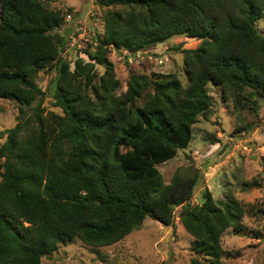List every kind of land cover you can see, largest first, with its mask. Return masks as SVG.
Instances as JSON below:
<instances>
[{
	"label": "trees",
	"instance_id": "obj_1",
	"mask_svg": "<svg viewBox=\"0 0 264 264\" xmlns=\"http://www.w3.org/2000/svg\"><path fill=\"white\" fill-rule=\"evenodd\" d=\"M99 4L108 9L105 33L87 55L111 79L103 78L96 105L81 84L93 83L95 64L78 59L72 71L61 57L65 41L56 31L63 12L42 0H0V100L31 106L44 94L39 73L54 68L52 98L63 113L44 116L34 107L31 119L0 132V264H43L76 239L111 246L147 218L172 227L179 207L197 255L192 264H222V236L245 231V208L234 197L216 202L208 191L200 206H191L197 179L176 174L167 185L158 165L189 147L193 127L213 107L209 86L231 95L239 111H259L264 35L257 23L264 0ZM175 36L200 41L183 51L187 84L174 75H132L128 91L116 97L108 86L114 76L108 50L136 54Z\"/></svg>",
	"mask_w": 264,
	"mask_h": 264
},
{
	"label": "rangeland",
	"instance_id": "obj_2",
	"mask_svg": "<svg viewBox=\"0 0 264 264\" xmlns=\"http://www.w3.org/2000/svg\"><path fill=\"white\" fill-rule=\"evenodd\" d=\"M51 10L63 12L64 24L57 30L64 38L65 48L61 57L76 67L78 59L95 64L97 77L90 86L81 80L84 92L99 105L98 95L106 76V67L92 61L88 53L98 47V37L105 33L104 19L108 9L99 0H42ZM112 10L119 11L120 7ZM68 15L72 20L67 21ZM264 35V20L257 23ZM200 41L185 36L148 46L136 54L125 50L109 49L107 56L114 64L113 80L108 83L116 97L128 91L132 75H145L151 79L174 75L184 85L183 51L196 49ZM57 71L54 68L41 71L36 79L43 95L29 107L18 102L0 100V132L15 127L19 122L31 119L34 107L44 116L53 112L63 115L52 98ZM118 82L119 86L116 84ZM213 107L199 117L193 127V140L189 147L180 150L177 157L158 165L165 183H171L179 174L183 178L197 179L191 206L203 203L205 191L214 201L237 199L245 208V231L227 230L222 236L224 255L222 264H264V100L256 113L246 108L236 109L231 95L216 86L208 87ZM153 92V88L149 90ZM142 101L138 103L141 105ZM24 110V114H21ZM1 142H5V139ZM3 160L0 159V163ZM182 209H176L175 225L164 227L147 218L141 228L134 230L124 240L106 247H91L79 239L67 245L61 244L43 264H192L197 255L192 251L193 238L180 224Z\"/></svg>",
	"mask_w": 264,
	"mask_h": 264
},
{
	"label": "built area",
	"instance_id": "obj_3",
	"mask_svg": "<svg viewBox=\"0 0 264 264\" xmlns=\"http://www.w3.org/2000/svg\"><path fill=\"white\" fill-rule=\"evenodd\" d=\"M70 20H72V16L71 15H68L67 21H70Z\"/></svg>",
	"mask_w": 264,
	"mask_h": 264
}]
</instances>
